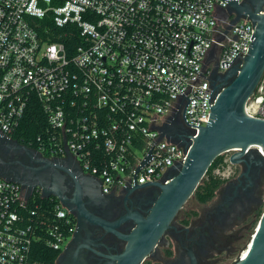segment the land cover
<instances>
[{
    "label": "built area",
    "instance_id": "built-area-1",
    "mask_svg": "<svg viewBox=\"0 0 264 264\" xmlns=\"http://www.w3.org/2000/svg\"><path fill=\"white\" fill-rule=\"evenodd\" d=\"M229 5L0 0V131L15 139L36 100L44 126L28 142L43 156L70 154L101 181L104 193L162 179L187 153L160 139V127L183 110L189 123L208 124L213 68L226 72L254 40L253 22L232 23L236 13H228ZM46 18L76 27L82 42L74 55L64 42L42 36ZM246 110L264 118V77ZM189 123L196 136L200 127ZM224 164L233 163L224 159L214 173L225 181L235 170ZM37 193L49 201L39 202ZM74 232L75 220L57 197L43 198L40 188L27 197L21 184L0 178V264H57ZM49 251L58 257L45 261Z\"/></svg>",
    "mask_w": 264,
    "mask_h": 264
},
{
    "label": "water",
    "instance_id": "water-1",
    "mask_svg": "<svg viewBox=\"0 0 264 264\" xmlns=\"http://www.w3.org/2000/svg\"><path fill=\"white\" fill-rule=\"evenodd\" d=\"M226 1L230 3L228 13H236L232 23L245 17L255 26L254 35L251 36L254 40L249 52L224 73L218 72L217 66L213 68L211 87L215 100L208 124L199 126L189 123L183 110L174 113L160 127V139L165 136L183 146L187 157L185 161L169 168L160 180L122 189L132 190L136 186L152 184L158 185L162 190L146 216L135 214L137 225L128 234L117 230L127 217L106 221L84 208L83 196L93 197L99 193L102 190L101 181L84 173L73 156L68 154L64 158L45 157L36 149L0 131V178L21 184L26 189L27 197H31L40 188L43 198L55 196L68 208L72 207L70 203L77 202L80 205L77 229L66 249L60 254L57 264H90L86 248L95 249L88 248L90 241L81 233L83 227L87 234L90 232L86 225V216L126 241L121 252L106 256L112 259L107 264H142L158 248L167 231L172 228L177 214L195 193L218 156L233 151L230 161L245 167L240 177H245L249 184H252L251 173L264 168V118L251 116L246 110L249 100L264 77V0H251L247 4L239 3V0ZM168 79L173 80L166 77ZM184 95L187 97L185 93ZM189 102L190 98L188 104ZM182 114L191 126L200 127L196 136L187 127L185 120L184 124L179 122ZM69 178L77 182L71 200L66 194L70 185ZM243 250L235 264H264V212Z\"/></svg>",
    "mask_w": 264,
    "mask_h": 264
},
{
    "label": "flooded vegetation",
    "instance_id": "flooded-vegetation-1",
    "mask_svg": "<svg viewBox=\"0 0 264 264\" xmlns=\"http://www.w3.org/2000/svg\"><path fill=\"white\" fill-rule=\"evenodd\" d=\"M245 0L244 3H250ZM179 122L184 124V115H180ZM239 171L224 181L217 190L215 197L201 207L197 214H177L173 226L167 231L158 248L149 255L142 264H213L215 256L225 248H231L230 243L224 237L226 227L238 222L249 215L253 208L260 203V186L263 184L264 168L253 171L252 184L240 177L245 167L241 164ZM70 185L66 192L69 200L73 197V191L77 182L69 178ZM81 186L82 183L78 182ZM241 183V184H240ZM240 184L239 187H237ZM237 187V188H236ZM158 185L136 186L134 189L112 190L89 197L83 196L84 208L91 214L103 218L106 221H115L126 218L117 228L123 234H128L136 225L135 214L146 216L161 194ZM62 203V202H61ZM63 204V203H62ZM68 210L75 220L77 229L80 205L75 203ZM85 216V215H84ZM86 225L81 229L82 236L89 239L90 247L86 248V255L90 264H107L112 260L110 256L121 252L125 246L124 238L108 230L100 223L85 217ZM99 251V252H98ZM103 254H101V253ZM148 259L152 262H148Z\"/></svg>",
    "mask_w": 264,
    "mask_h": 264
},
{
    "label": "trees",
    "instance_id": "trees-1",
    "mask_svg": "<svg viewBox=\"0 0 264 264\" xmlns=\"http://www.w3.org/2000/svg\"><path fill=\"white\" fill-rule=\"evenodd\" d=\"M43 28L41 30L42 36L45 39L57 40L65 43L69 56L76 53L78 45L81 44V38L76 27L72 24H68L65 27H58L54 23H51L48 18L43 20ZM71 31V33L69 32ZM41 113L40 104L38 101L33 100L28 109L25 118L15 134V139L25 145H31L36 148L35 145L29 144V139H32L40 132L44 126V122L39 121ZM223 155L218 156L213 164L210 166L208 172L203 178L202 182L196 189L194 195L201 203H207L212 200L217 190L224 184V180L213 173L214 169L223 161ZM36 198L39 202H46L49 200H43L39 193L36 194ZM261 215V212L259 211ZM59 253L57 251H49L47 256H44L45 261L54 260L57 258Z\"/></svg>",
    "mask_w": 264,
    "mask_h": 264
},
{
    "label": "rangeland",
    "instance_id": "rangeland-1",
    "mask_svg": "<svg viewBox=\"0 0 264 264\" xmlns=\"http://www.w3.org/2000/svg\"><path fill=\"white\" fill-rule=\"evenodd\" d=\"M233 151L226 152L223 155L225 160H229ZM224 159L222 162H224ZM225 168L228 171L232 168L239 171V166L237 164H232L230 168H228L227 164H224ZM224 170V168H223ZM227 170H225L226 172ZM214 173V171H213ZM215 174V173H214ZM205 204L201 203L193 194L189 200L186 202L184 207L181 209L180 215H190L191 213L197 214L202 206ZM261 212V215L259 214ZM264 212V177L262 187L260 186V203L257 207L253 208L250 211L249 215L245 218L238 220L235 224L230 227H226L224 231V237H226L227 241L230 243L231 248H225L224 251L217 254L214 259L213 264H235L239 258V255L244 251V246L250 240L253 232L255 231L259 220ZM148 262H152V260L148 259Z\"/></svg>",
    "mask_w": 264,
    "mask_h": 264
},
{
    "label": "bare ground",
    "instance_id": "bare-ground-1",
    "mask_svg": "<svg viewBox=\"0 0 264 264\" xmlns=\"http://www.w3.org/2000/svg\"><path fill=\"white\" fill-rule=\"evenodd\" d=\"M262 151V150H261ZM263 152V151H262ZM246 253V250H245V252H244V254Z\"/></svg>",
    "mask_w": 264,
    "mask_h": 264
}]
</instances>
